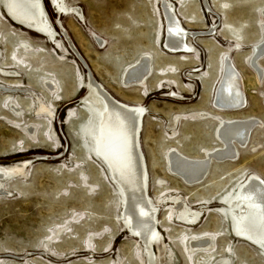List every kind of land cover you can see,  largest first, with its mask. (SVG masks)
I'll use <instances>...</instances> for the list:
<instances>
[{
  "label": "rangeland",
  "instance_id": "1",
  "mask_svg": "<svg viewBox=\"0 0 264 264\" xmlns=\"http://www.w3.org/2000/svg\"><path fill=\"white\" fill-rule=\"evenodd\" d=\"M63 1L83 16L41 1L51 40L15 22L0 0V167L9 172L0 187V264H264V250L234 234L228 208L250 175L264 181V53L252 62L264 0H165L196 33L186 37L189 53L164 47L162 0ZM146 55L143 84L125 86L124 70ZM226 60L242 80L246 105L237 111L213 103ZM90 76L118 102L143 109L144 189L159 233L151 259L124 221L122 188L96 153L98 115L85 102ZM217 117L254 120L247 143L187 184L171 172L168 152L203 159L222 145ZM182 205L200 213L195 223L177 218ZM201 239L209 248L189 247Z\"/></svg>",
  "mask_w": 264,
  "mask_h": 264
},
{
  "label": "bare ground",
  "instance_id": "2",
  "mask_svg": "<svg viewBox=\"0 0 264 264\" xmlns=\"http://www.w3.org/2000/svg\"><path fill=\"white\" fill-rule=\"evenodd\" d=\"M41 1L43 2V0H4L7 12L15 22L22 23L54 40L55 33L48 21L44 19L46 12ZM55 1L60 10L70 11L79 17L83 16L79 8L66 7L63 0ZM162 5L163 15L166 18L164 47L171 53L191 52L192 49L187 45L186 37H194L196 33L187 32L182 28L173 12V6L169 2L162 0ZM261 14L264 15V10ZM57 24L62 31L60 34L62 39L64 37L67 40L76 56L82 60L83 58L75 49L58 19ZM97 42L99 45L103 44V41L98 38ZM253 50L252 62L255 65L256 58L264 53V29L262 41ZM149 71L150 62L146 55L124 70L121 78L122 83L125 86L141 85ZM222 71L213 97L215 107L223 111H237L244 108L246 99L243 95L240 74L235 70L230 60L222 63ZM49 88L52 90L55 87L49 86ZM88 89L89 95L85 102L90 104L98 115L94 134L96 153L106 162L111 176L122 188L125 202L124 221L128 224L129 230L142 240L151 259L153 256L151 243L158 239L159 233L154 225L156 209L148 200L144 189L146 168L143 164L144 157L139 149V131L144 114L143 109L118 102L91 76ZM219 119L221 123L217 130V136L222 145L211 151H206L203 159H191L173 149L168 152L167 158L171 172L187 184L199 183L206 176L211 160L224 162L235 159L237 156L236 145L244 146L247 143L254 120ZM6 174L9 172L0 167V187L3 176ZM228 208L234 234L264 250V181L256 175H250L229 200ZM177 214V218L188 224L195 223L200 216L198 211H191L186 205L179 206ZM188 244L191 249L195 250H205L210 246L205 239L198 242L191 241ZM217 264H229V260L222 259Z\"/></svg>",
  "mask_w": 264,
  "mask_h": 264
}]
</instances>
